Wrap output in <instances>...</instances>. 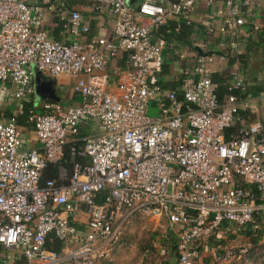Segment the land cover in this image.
<instances>
[{
  "label": "built area",
  "instance_id": "built-area-1",
  "mask_svg": "<svg viewBox=\"0 0 264 264\" xmlns=\"http://www.w3.org/2000/svg\"><path fill=\"white\" fill-rule=\"evenodd\" d=\"M91 1L114 15L110 37L91 35L65 0H0V86L31 104L40 145L27 148L17 114L0 113V264H99L133 244L126 223L137 214L165 223V239L174 232L172 264L247 260L254 240L264 242V122L242 114L252 110L244 80L228 82L221 101L213 65L223 57L205 53L180 70L178 90L158 82L171 44L159 28L200 0ZM257 5L222 0L220 30L244 26ZM49 14L63 22V39L50 37ZM123 53L126 65L109 74ZM37 71L75 77L78 102L38 100ZM233 236L245 243L228 244ZM55 239L61 250L47 245Z\"/></svg>",
  "mask_w": 264,
  "mask_h": 264
},
{
  "label": "crops",
  "instance_id": "crops-1",
  "mask_svg": "<svg viewBox=\"0 0 264 264\" xmlns=\"http://www.w3.org/2000/svg\"><path fill=\"white\" fill-rule=\"evenodd\" d=\"M70 7L78 9L83 14V19L90 25V34L96 36L110 37L113 34L115 17L110 12H96L92 10L91 0H65ZM144 0H137L132 6L138 8L140 3ZM160 4H167L170 0H151ZM220 1V2H218ZM260 5L253 7L251 16L246 17L244 26L231 29L227 32H222V20L216 14L218 4L222 0H217L214 5H210L206 0H200L197 3L195 11L186 17H178L171 19L165 28V35L167 34L170 40V46L165 50L162 60V65L167 64L169 67V74L162 75L161 79L166 84L174 85L176 81L180 80V70L189 65L193 67L197 55L205 53H214L223 57L222 61H218L213 65L214 75L220 76L224 79L223 83L231 82L237 78H243L248 85L247 98L250 101L252 110L242 111V114L252 120H260L264 122V75L257 74L260 70L264 73V0H259ZM147 20V17H142ZM175 23H184L189 28L182 31H175L173 28ZM61 26V23H60ZM255 26H259L255 29ZM57 17L49 14L46 19V29L51 38H55V33L59 39H63L61 31L58 32ZM158 33V32H157ZM159 35V34H157ZM201 48V51L197 49ZM185 54V57L181 55ZM259 58V63L255 61ZM262 62V63H261ZM126 65V56L120 55L112 59L107 67L109 74L113 73L114 68L123 67ZM112 75V74H111ZM67 86H61L64 91L60 94L61 100L66 101L68 104H75L78 102V97L70 93V85L74 83V79L70 76H65ZM252 79V83L248 80ZM76 81V79H75ZM97 82L109 90L117 91L116 85L111 80L109 82L103 81L100 77ZM218 86V83H216ZM64 87V88H63ZM172 89V88H168ZM246 89V90H247ZM8 87L5 85L0 86V113L2 111H9L12 114L19 115L23 111L24 103L22 105L14 104L16 100L9 99ZM226 97H224L225 99ZM19 101V100H17ZM236 126L226 129V135L234 133L237 129ZM29 125V124H28ZM25 142L27 148L39 147V142L32 125L26 129ZM86 133L90 131L88 126L83 128ZM52 170V169H51ZM53 171L48 169L45 172V177H49ZM82 227L81 224H78ZM235 238L234 236L232 237ZM166 240V239H165ZM54 243V242H53ZM258 251L259 248H264V242L254 240ZM63 245V243H62ZM63 248V247H62ZM149 251V249H146ZM115 254V253H114ZM249 254L246 261L254 259L255 254ZM264 258V255H263ZM111 258L102 259L99 264H109ZM21 264H27L22 261ZM207 264L209 262L207 261Z\"/></svg>",
  "mask_w": 264,
  "mask_h": 264
},
{
  "label": "rangeland",
  "instance_id": "rangeland-1",
  "mask_svg": "<svg viewBox=\"0 0 264 264\" xmlns=\"http://www.w3.org/2000/svg\"><path fill=\"white\" fill-rule=\"evenodd\" d=\"M255 63H259V58H255ZM262 63V62H261ZM264 63V62H263ZM259 75H264L260 70L258 71ZM52 82L55 88V93L60 96V94L64 91L60 86H67L66 79L64 75L58 77H51ZM74 79L75 77H71ZM251 80L248 82L252 83ZM63 87V88H64ZM7 92L12 90L11 86L8 87ZM67 103L66 101H64ZM17 105H22L21 101H17ZM153 115H156V110L152 111ZM19 128L23 132V137L25 138L26 129L28 126L19 124ZM162 222V221H161ZM157 221V219L151 215L146 214H137L135 215L130 223H126L127 230L125 231V237L129 241H132L133 244L127 248H122L119 251H116L115 254L110 259L111 262L109 264H172L176 261V249H173L174 242L166 239L165 235H167V231L164 225L165 223H161ZM164 234V236H163ZM245 243L243 237H235L230 238L228 240V244L233 246L242 245ZM149 249V251H146ZM264 248H259L257 253H255V257L251 261H246L245 259L231 261L226 264H264ZM253 257V256H252ZM209 264H217L208 261ZM108 264V263H107Z\"/></svg>",
  "mask_w": 264,
  "mask_h": 264
},
{
  "label": "trees",
  "instance_id": "trees-1",
  "mask_svg": "<svg viewBox=\"0 0 264 264\" xmlns=\"http://www.w3.org/2000/svg\"><path fill=\"white\" fill-rule=\"evenodd\" d=\"M57 23L59 24V27H57V30H58V32H60L61 30H62V21L60 20V18L59 17H57ZM60 23H61V26H60ZM180 24V31H182V30H184V29H188L189 28V26L188 25H185L184 23H175L173 26V28L175 29L178 25ZM167 26H168V23L166 24V25H163V26H161L160 28H159V30H158V33L157 34H159L160 36H163V37H167L168 35L166 34L165 35V33H164V31H165V28H167ZM56 35H55V38L56 39H59V36L57 35V32L55 33ZM168 38V37H167ZM169 67H168V65L167 64H163L162 65V67H161V71L159 72V76H158V79L159 78H161L162 77V75H164V74H169ZM213 80H214V83H218V86H217V93H218V96H219V99L221 100V101H223L224 100V97H226V95L228 94V83H223L224 82V79L222 78V77H220V76H215L214 75V73H213ZM244 80V79H243ZM158 82H160V84H162L165 88H172L173 90L174 89H176V90H178V86H179V81H176L175 83H174V85H169V84H166L165 82H163L161 79H159V81ZM244 82H245V80H244ZM245 84H246V89L248 88V85H247V83L245 82ZM249 89H247L246 90V92L244 93V95L243 96H245V97H247V91H248ZM238 92V91H237ZM30 105L31 104H29V103H24V108H23V111L19 114V115H17V118H18V123L19 124H21V125H26V126H29V125H31L30 123H28V121H27V119H28V109H29V107H30ZM5 113L7 114V115H12V113L11 112H9V111H5ZM29 124V125H28ZM50 170V172L52 171L51 169H49ZM50 176H54V173H51L50 174ZM169 240H171V242L173 243L174 242V246H172L173 247V249H176V240H177V238H176V235L174 234V232H170L169 233ZM54 242V243H53ZM53 242H48V246L50 247V248H53V249H56V250H61L62 249V247H63V245H62V241H60V240H58V239H55ZM1 248H0V254H1ZM255 252H256V250L255 249H253L251 252H250V256H252L253 254H255Z\"/></svg>",
  "mask_w": 264,
  "mask_h": 264
},
{
  "label": "water",
  "instance_id": "water-1",
  "mask_svg": "<svg viewBox=\"0 0 264 264\" xmlns=\"http://www.w3.org/2000/svg\"><path fill=\"white\" fill-rule=\"evenodd\" d=\"M137 0H129V3L133 5ZM201 51L200 47H197ZM35 90L38 100H54L60 101L61 97L55 93V88L52 82V78L44 75L40 71L35 74Z\"/></svg>",
  "mask_w": 264,
  "mask_h": 264
}]
</instances>
